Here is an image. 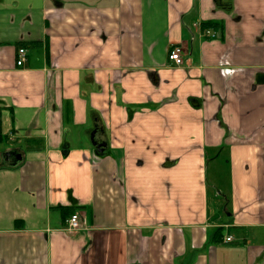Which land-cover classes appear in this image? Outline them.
I'll use <instances>...</instances> for the list:
<instances>
[{"label": "crops", "instance_id": "obj_1", "mask_svg": "<svg viewBox=\"0 0 264 264\" xmlns=\"http://www.w3.org/2000/svg\"><path fill=\"white\" fill-rule=\"evenodd\" d=\"M0 114V264H264V0H0Z\"/></svg>", "mask_w": 264, "mask_h": 264}, {"label": "built area", "instance_id": "obj_2", "mask_svg": "<svg viewBox=\"0 0 264 264\" xmlns=\"http://www.w3.org/2000/svg\"><path fill=\"white\" fill-rule=\"evenodd\" d=\"M183 49L181 46H174L170 51L168 58L171 62H173L177 66H181L184 63L183 57ZM27 60V51L25 48L21 47L18 50V57H17V65L22 66ZM82 226V218L79 213H73L71 216L67 219V228L70 231H76L79 230ZM232 240V237L229 236L226 238L227 242H230Z\"/></svg>", "mask_w": 264, "mask_h": 264}, {"label": "rangeland", "instance_id": "obj_3", "mask_svg": "<svg viewBox=\"0 0 264 264\" xmlns=\"http://www.w3.org/2000/svg\"><path fill=\"white\" fill-rule=\"evenodd\" d=\"M11 135L9 133L5 134L2 132V126H1V138H0V166H3V159L2 155L5 152H9L13 149H11V145L15 144V140L10 139Z\"/></svg>", "mask_w": 264, "mask_h": 264}, {"label": "water", "instance_id": "obj_4", "mask_svg": "<svg viewBox=\"0 0 264 264\" xmlns=\"http://www.w3.org/2000/svg\"><path fill=\"white\" fill-rule=\"evenodd\" d=\"M2 159L7 166H16L22 160V155L17 151H9L2 155Z\"/></svg>", "mask_w": 264, "mask_h": 264}, {"label": "trees", "instance_id": "obj_5", "mask_svg": "<svg viewBox=\"0 0 264 264\" xmlns=\"http://www.w3.org/2000/svg\"><path fill=\"white\" fill-rule=\"evenodd\" d=\"M1 114H0V138H1Z\"/></svg>", "mask_w": 264, "mask_h": 264}]
</instances>
